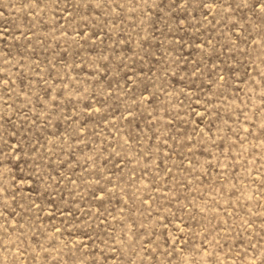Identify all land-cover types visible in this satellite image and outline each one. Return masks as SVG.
I'll return each instance as SVG.
<instances>
[{
	"label": "rangeland",
	"instance_id": "obj_1",
	"mask_svg": "<svg viewBox=\"0 0 264 264\" xmlns=\"http://www.w3.org/2000/svg\"><path fill=\"white\" fill-rule=\"evenodd\" d=\"M0 264H264V0H0Z\"/></svg>",
	"mask_w": 264,
	"mask_h": 264
}]
</instances>
